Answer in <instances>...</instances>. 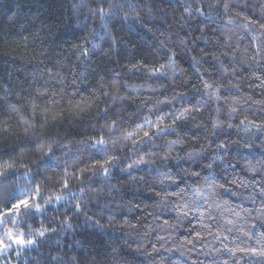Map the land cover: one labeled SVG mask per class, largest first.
<instances>
[{"label":"clouds","instance_id":"clouds-1","mask_svg":"<svg viewBox=\"0 0 264 264\" xmlns=\"http://www.w3.org/2000/svg\"><path fill=\"white\" fill-rule=\"evenodd\" d=\"M0 264H264V0H0Z\"/></svg>","mask_w":264,"mask_h":264}]
</instances>
